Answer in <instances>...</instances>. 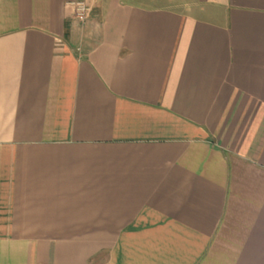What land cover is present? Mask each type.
Instances as JSON below:
<instances>
[{
	"label": "crops",
	"instance_id": "1",
	"mask_svg": "<svg viewBox=\"0 0 264 264\" xmlns=\"http://www.w3.org/2000/svg\"><path fill=\"white\" fill-rule=\"evenodd\" d=\"M0 264H264V0H0Z\"/></svg>",
	"mask_w": 264,
	"mask_h": 264
},
{
	"label": "built area",
	"instance_id": "2",
	"mask_svg": "<svg viewBox=\"0 0 264 264\" xmlns=\"http://www.w3.org/2000/svg\"><path fill=\"white\" fill-rule=\"evenodd\" d=\"M76 7V15L79 19H83L84 15L87 11V6L85 2H78L75 4Z\"/></svg>",
	"mask_w": 264,
	"mask_h": 264
}]
</instances>
